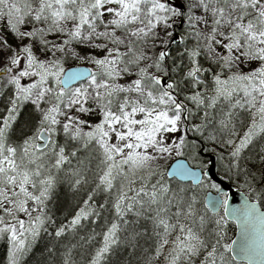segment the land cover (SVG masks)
I'll use <instances>...</instances> for the list:
<instances>
[{
  "label": "snow or ice",
  "instance_id": "6c2138e0",
  "mask_svg": "<svg viewBox=\"0 0 264 264\" xmlns=\"http://www.w3.org/2000/svg\"><path fill=\"white\" fill-rule=\"evenodd\" d=\"M0 240L2 264H264V0H0Z\"/></svg>",
  "mask_w": 264,
  "mask_h": 264
},
{
  "label": "water",
  "instance_id": "95a60500",
  "mask_svg": "<svg viewBox=\"0 0 264 264\" xmlns=\"http://www.w3.org/2000/svg\"><path fill=\"white\" fill-rule=\"evenodd\" d=\"M173 2L175 3L176 0H173ZM209 160H208V168L210 170L209 175L211 178L212 182L218 183L221 185V187L223 188V190L225 192H227L229 194V199H230V203L233 205H237L241 202L242 200V191L238 190L235 186L231 185L229 182H227L226 180H224L223 178H221L218 173H217V167H216V159L214 155L209 154ZM183 160L185 163L189 164L185 159L183 158H178L176 160H174L173 162H171V164L169 165V167L176 163L177 160ZM190 167H192L189 164ZM210 195H215L214 192L208 191L207 192ZM235 227V226H234Z\"/></svg>",
  "mask_w": 264,
  "mask_h": 264
},
{
  "label": "trees",
  "instance_id": "16d2710c",
  "mask_svg": "<svg viewBox=\"0 0 264 264\" xmlns=\"http://www.w3.org/2000/svg\"><path fill=\"white\" fill-rule=\"evenodd\" d=\"M177 32H179V29H177ZM72 65V64H71ZM209 154L208 153H205L203 148L200 149V159L203 160L207 166H208V160H209ZM185 158L187 161V157H183ZM190 164H192L194 167L196 166L195 165V162H189ZM216 167H217V173L220 177H222L224 180H226L227 182H229L230 184L234 185L235 187L238 188L237 184H235L234 182L228 180L225 175L223 174V172L220 170V166L218 165V163L216 162ZM241 190V189H240ZM243 191V190H242ZM232 228L234 229V225H232ZM232 235H234V231L232 233ZM6 255V242L5 241H2L0 240V264H2V258ZM39 255V249L37 250V253L34 254L33 256V259H35L36 257H38Z\"/></svg>",
  "mask_w": 264,
  "mask_h": 264
},
{
  "label": "rangeland",
  "instance_id": "374dc122",
  "mask_svg": "<svg viewBox=\"0 0 264 264\" xmlns=\"http://www.w3.org/2000/svg\"><path fill=\"white\" fill-rule=\"evenodd\" d=\"M70 67L71 66H75V64H72V65H69ZM84 66H87V65H84ZM178 158H183V157H173L172 159H170L167 163H168V166L171 164V162H173L174 160H176V159H178ZM188 162H190L189 160H188ZM190 164V163H189ZM191 166H193L192 164H190ZM210 189V188H209ZM208 189H206V191H207Z\"/></svg>",
  "mask_w": 264,
  "mask_h": 264
}]
</instances>
